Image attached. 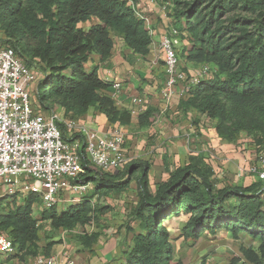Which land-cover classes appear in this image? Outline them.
Segmentation results:
<instances>
[{
	"label": "trees",
	"instance_id": "1",
	"mask_svg": "<svg viewBox=\"0 0 264 264\" xmlns=\"http://www.w3.org/2000/svg\"><path fill=\"white\" fill-rule=\"evenodd\" d=\"M171 15L181 32V55L193 64H210L212 76L201 78L180 97L183 115L196 112L213 122L216 136L233 142L245 136L255 151L264 144V0H174ZM120 41L139 56L149 53V29L126 0H0V47L12 49L38 78L33 104L46 114L60 107L68 118L81 120L90 110L103 114L111 125H125L130 111L119 109L106 90L112 83L98 75V65H85L92 54L109 59ZM3 43V45H2ZM153 109L137 115L140 127L149 123ZM67 141L80 139L63 134ZM82 183L91 194L59 208H40L34 193L0 199V231L15 245L7 258L25 261L49 256L54 241L39 245V222L71 232L99 222L109 209L95 198L120 194L136 184L130 210L133 226L121 244L117 262L107 264H183L175 258L169 223L185 221L179 236L195 242L226 232L240 245V256L229 264H264V181L248 186L223 184L213 168L199 157L165 165L167 177L150 181L148 161H132L121 173L97 169L80 149ZM203 160V161H202ZM125 176V177H124ZM100 234L81 232L79 244L92 249ZM0 259V264H5Z\"/></svg>",
	"mask_w": 264,
	"mask_h": 264
},
{
	"label": "built area",
	"instance_id": "2",
	"mask_svg": "<svg viewBox=\"0 0 264 264\" xmlns=\"http://www.w3.org/2000/svg\"><path fill=\"white\" fill-rule=\"evenodd\" d=\"M136 16L149 29L152 41L153 24L163 18L165 30L159 38L164 82L161 95L171 101L180 84L184 94L190 85L209 77L214 68L201 64L187 75L179 62L177 47L180 34L171 15L174 0H126ZM35 75L12 49L0 47V199L34 193L40 199V208L76 203L86 193L89 183L79 180L84 172L80 149L84 146L89 163L104 172L121 169L130 158L124 152L125 135L111 129L104 132L90 128L83 120L68 118L63 112L50 110L44 114L33 104L31 89ZM184 83V84H183ZM186 84V85H185ZM118 89L120 83L113 82ZM130 114L138 115L143 105L133 98ZM82 137L67 141L63 134ZM264 181V144L255 151L250 163L243 169ZM16 247L0 231V259L13 255ZM20 264H77L72 257L59 260L42 254L28 258Z\"/></svg>",
	"mask_w": 264,
	"mask_h": 264
},
{
	"label": "crops",
	"instance_id": "3",
	"mask_svg": "<svg viewBox=\"0 0 264 264\" xmlns=\"http://www.w3.org/2000/svg\"><path fill=\"white\" fill-rule=\"evenodd\" d=\"M165 22V19L159 17L153 24L155 36L147 55L139 56L118 41L108 60L100 62L99 56L92 54L85 65L86 69L91 65H98L97 71L100 78L110 83H120L118 89L109 87L106 90L119 109L130 111L134 108L133 98H137L143 105L142 112L147 108H152L153 115L149 117V123L140 127L137 115H132L128 124L111 125L103 114L94 110L82 115L81 120L99 132L111 129L122 131L125 135V155L129 156L141 151L146 157H157L161 163L159 171L166 175L165 165L171 168L172 165L186 162L191 157H199L213 168L219 187L236 182L237 178L239 183L244 185L243 182L246 177L248 178V174L241 169L246 167L253 158L252 147L247 145L245 137L241 136L233 142L221 140L216 136L211 120L198 116L196 112L187 115L179 112L177 104L183 96L180 87L177 88L176 94L169 102H166L161 95L164 72L158 46L159 38L164 32ZM188 63H186L188 70L193 73L197 67ZM55 110L63 112L60 107ZM206 121L209 123L207 124ZM149 164L150 181L153 171H156L154 180L158 181L160 174L155 169L157 167H153L150 162ZM174 220L168 225L171 236L175 231L179 235L182 226V224L173 225ZM215 237L232 239L226 232H221ZM243 238L249 239V237H241L239 240ZM56 255L59 257L60 253ZM206 264H211V262Z\"/></svg>",
	"mask_w": 264,
	"mask_h": 264
},
{
	"label": "rangeland",
	"instance_id": "4",
	"mask_svg": "<svg viewBox=\"0 0 264 264\" xmlns=\"http://www.w3.org/2000/svg\"><path fill=\"white\" fill-rule=\"evenodd\" d=\"M163 25V29L165 30ZM181 39V38H180ZM182 41V40H181ZM3 45V43H2ZM188 49L190 45L181 43L177 47V53L179 57V62L182 70L190 75L187 64L188 63L184 56L181 55L182 48ZM189 65H194V67H199L201 64L188 63ZM196 68V69H197ZM195 71V70H194ZM212 76V75H211ZM38 78H34L33 86L31 89V96L34 97L36 91V84ZM184 84V83H183ZM186 85V84H185ZM180 87V84L179 86ZM57 108V107H55ZM54 108V109H55ZM207 124L209 121H206ZM68 137V136H67ZM243 137H245L243 135ZM130 161L127 162L119 171H123L132 161H144L147 160L152 164L153 167L159 172V179H165L167 177L162 171H159L161 168V163L157 157H146L144 153H132L129 156ZM90 160L89 154H87V160ZM153 171L151 174V181L153 182L155 174ZM157 172V173H158ZM125 177V176H124ZM237 178L236 182L231 183V185H242L239 183ZM243 181V179L241 180ZM253 182H260L256 175L248 174V178L244 180V185L248 186ZM92 190V184L88 185L86 193L83 195H90ZM20 195L17 197V200L20 199ZM98 203L108 205L109 209L107 212L100 217L99 222H94L93 224L86 225L85 227H76L73 231L67 232L62 231L61 229H51L46 222H39V245H44L47 241H54L55 244L50 250L49 256H55L60 263V260L63 257H72L76 260L77 264H107L109 262H117L118 256L120 255L121 244L123 241H127L130 237V233L127 231L129 226H133L134 223L130 217V210L133 208V205L136 202V184L134 182L130 183L129 189L120 193L113 194L111 196L101 197L99 199L95 198ZM68 204L64 203L58 205L59 208L67 207ZM40 211V204L33 205L32 215L38 220ZM185 221L184 217H180L174 220L173 225L183 224ZM81 232L85 233H99L97 241L92 244V249L87 250L79 244L78 235ZM175 231L171 236V245L174 249L175 258H179L183 264H229L232 258L240 256L239 246L247 245L250 243L249 239L243 240H234L226 238H217L211 236H204L197 242H192L188 240H183ZM60 253L58 257L56 254ZM201 254V256H200ZM5 264H20L22 261L16 258H7Z\"/></svg>",
	"mask_w": 264,
	"mask_h": 264
}]
</instances>
